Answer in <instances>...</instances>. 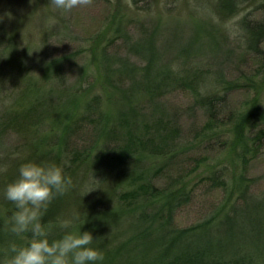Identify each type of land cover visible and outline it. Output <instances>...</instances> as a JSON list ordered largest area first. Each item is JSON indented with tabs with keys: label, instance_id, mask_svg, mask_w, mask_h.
<instances>
[{
	"label": "trees",
	"instance_id": "obj_1",
	"mask_svg": "<svg viewBox=\"0 0 264 264\" xmlns=\"http://www.w3.org/2000/svg\"><path fill=\"white\" fill-rule=\"evenodd\" d=\"M207 1L213 5L217 15L224 19L237 15L247 2ZM132 3L135 6L134 14L139 11L149 14L148 7L138 8L137 0ZM258 9L263 12L261 18L252 20L244 17L238 23L240 40L245 48V54L239 58L242 65L251 55L252 59L264 66V0ZM194 15L201 17L197 9ZM129 18L123 14L116 16L111 37L99 50L103 92L98 95V101L90 100L79 105V90L74 92V99L65 98L69 92L57 93L54 90V86L61 84L60 72L69 60L67 57H59L41 67L40 84H44V90L36 87L35 83H24L25 88L13 108L6 110L10 120L5 127L23 136L25 146L27 133L36 132L39 127L48 129L44 139L30 151L32 158L29 161L42 160L56 164H59V160L68 161L73 167L70 165L69 169L66 168L64 174L71 180L84 166L99 175L100 186L102 183L107 184L112 178H123L126 191L119 199L121 212L113 217L110 239L105 240L106 248L101 250L98 247L101 245L98 241L104 236L103 232L95 233L98 239L93 237L95 248L104 256L103 261L98 264H264V191L259 197L252 193L264 178L248 177L247 174V166L251 160L264 159V109H256L254 106L252 110H247V104L238 110L233 109L230 100L233 92L244 88L242 79L251 82L255 77L240 70L239 79L211 78L201 75L197 67L173 76L170 69H159L150 45L140 52L144 58L138 54L146 62L143 67H136L128 59L112 63L108 58V48L114 47L116 41L130 36L127 30ZM209 25L206 22L194 32L192 40L183 50V58L196 54L200 38L204 37L206 41L203 43L214 60L223 54L218 32L208 29ZM86 70H80V78L83 74L87 75ZM47 86L51 89H47ZM26 88L33 90L35 95L27 97L24 92ZM178 90L189 91L192 95V104L185 111L190 115L199 111L205 119L196 140L197 147H201L207 154L216 155L214 159H204L203 163L213 159V166L205 172L208 174L203 175V181L213 189L223 190L230 201H224L222 204H226L218 208L216 214H220V217L214 215L186 228L175 226L177 212L189 204L194 194L193 189L184 183L179 169H174L181 155L177 150L182 147L178 146L182 131L177 126L176 113H172L165 121L162 118L159 120L153 117L158 114L154 108L156 105L151 106L157 99ZM54 99L59 103H55ZM105 102L115 105V110L107 114L99 110ZM143 105L151 106L147 116L139 110ZM79 109L82 110L81 115L78 114ZM96 110H99V114L94 115L95 120L92 121ZM84 114H89L87 116L91 118L88 119L86 115L84 117ZM148 117L152 120L151 123L146 120ZM88 123L92 127L87 142L89 144L79 153L71 145L74 146L85 137L83 130ZM226 152L235 156V177L232 182L230 177L226 179L230 170L214 164ZM20 153L21 151L18 154ZM12 161L11 159L5 163V167L9 169ZM156 165H159L162 172L167 170L170 173V181L164 187L158 186L153 180ZM6 173V182L0 187L3 191L18 177L11 172L12 178L8 174L10 172ZM91 180L94 184H90L88 189L95 190L97 182L92 177ZM85 184L73 187L72 183L69 190L63 196L55 198L48 207L41 222L49 230L50 239L62 236L63 231L56 227V212L60 200L62 202L68 196L77 194L80 189L84 192L83 196L78 193L79 203L87 206L89 198L96 193H88L84 189ZM234 193L237 196L232 199ZM68 199L65 202H70ZM0 208H6L7 212L0 219L1 263L6 251H10L12 255L11 248L26 245L31 234L16 236L11 232V218L15 207L2 196ZM129 222L132 226L128 225Z\"/></svg>",
	"mask_w": 264,
	"mask_h": 264
},
{
	"label": "rangeland",
	"instance_id": "obj_2",
	"mask_svg": "<svg viewBox=\"0 0 264 264\" xmlns=\"http://www.w3.org/2000/svg\"><path fill=\"white\" fill-rule=\"evenodd\" d=\"M132 1L91 0L88 5L64 12L53 7L50 0H0V168H6L5 163L13 160L9 169L6 168L8 171H0V187L6 182L8 176L6 172H10L8 174L13 178L12 174L18 175V169L23 163L30 162L29 159L32 158L30 151L44 139V134L48 131V129L44 130V127L42 129L39 127L36 128L37 133L33 131L27 133L25 146L23 136L5 127L10 120L6 110L13 108L25 88L24 83H35L36 87H42L44 90L42 86L44 84H40L42 65L59 57H67L68 64L60 72L62 82L54 86V90H57V93L69 92L65 98H73L74 92L79 90L80 99L77 98L79 105L90 100L98 101V95L103 92V74L99 71V50L111 37L114 20L120 14L130 17L127 29L130 36L116 41L114 47L108 48V58L112 63L117 64L128 59L136 67H143L146 62L142 59L144 57L140 52L150 45L159 69H170L173 76L183 70L197 67L201 75L211 78L239 79L241 75L239 71L242 70L246 75L254 76L255 80L248 82L242 79L244 88L231 94L232 108L238 110L242 105L247 104V110H252L254 106L256 109H264V66H261L254 58L252 59L251 55L247 57L248 60L243 65L239 63L240 55L245 54V48L240 40L241 32L238 25L244 17L252 20L261 18L263 12L258 7L263 0H247L237 15L226 19L219 17L213 5L207 0H137L138 8L148 7V15L144 11L134 14L135 6ZM196 9L201 17H195ZM206 22L210 23L208 29L218 32L223 54L214 60L215 58L204 45L206 41L204 37L200 38L199 51L190 58H183L185 46L192 40L194 32L203 27ZM139 53L142 58L138 56ZM83 68L87 69V75L83 74L80 78V70ZM128 86L129 84L126 88ZM46 88L51 89L50 86ZM24 92L27 97L35 95L33 90L30 91L27 88ZM54 100L55 103H59L58 100ZM191 104V93L178 90L157 99L151 105L152 107L156 105L157 108H154L158 111V114L153 117L162 118L163 121L172 113H176V123L180 132L182 131L178 142V146L182 147L177 150L181 155L174 169H179L184 183L193 189L194 194L189 204L182 207L175 216V226L178 228L192 226L214 215L220 217V214H216L218 208L230 202L223 190L213 189L210 184L203 181V175L208 174L205 172L213 166L212 160L216 155L207 154L201 147H197L196 140L205 119L199 111L195 115L185 111V108L187 109ZM151 106L143 105L139 110L147 116L150 114ZM114 107L112 103L105 102L99 110L107 114L115 110ZM99 110L93 113L92 118L87 116L89 114L83 116L86 115L93 121L99 114ZM81 112L82 110L79 109L78 114L81 115ZM146 120L148 123L152 121L149 117ZM90 128L92 127L88 123L83 130L85 137H82V140L74 146L71 145L79 153L89 144L87 142H89ZM19 151H21L20 154H18ZM206 157L213 159L203 163ZM58 162L57 165H60L64 171L66 168L73 167L68 161V163L63 160ZM234 162L235 156L231 152L224 153V156L214 162L215 165L226 167L227 171L230 170L226 179L230 177L231 182L235 177ZM154 169V182L160 187L166 186L171 178L169 171L162 172L159 170V165H156ZM247 171L248 177L263 179L264 159L251 160ZM91 177L97 181L99 179V175L95 174L93 169L84 166L72 179L73 187H81L83 183H86L84 189L88 190L89 185L94 184ZM122 181L123 178L118 176L112 178L107 184L102 183L101 186L99 182L96 183V189L93 191L96 193L89 198L87 206L79 203L78 193L83 196L84 192L80 189L77 194L74 193L68 196L69 199L66 198L70 202H65L66 199L62 202L60 200L56 212L58 215L56 227L59 231H63L61 235L65 231H81V233L90 232L95 239H98L95 233L101 231L104 236L99 238L98 243L102 246L98 245V247L101 250L105 249V240L110 239L113 217L121 212L119 199L120 195L126 191ZM263 191L264 180L258 182L252 193L259 197ZM4 193L5 191L0 190V196L5 197ZM236 196L237 194L234 193L232 199ZM224 201L226 203L222 204ZM6 214V208H0V219ZM65 222H68L67 228L64 227ZM128 225L132 226L131 222ZM92 245L93 248L96 247ZM10 256V251H6L0 264H7Z\"/></svg>",
	"mask_w": 264,
	"mask_h": 264
},
{
	"label": "clouds",
	"instance_id": "obj_3",
	"mask_svg": "<svg viewBox=\"0 0 264 264\" xmlns=\"http://www.w3.org/2000/svg\"><path fill=\"white\" fill-rule=\"evenodd\" d=\"M90 3L91 0H50L53 7L64 12ZM0 171L7 169L0 168ZM71 185V178L55 163L30 161L19 167L18 177L6 186L4 194L15 206L11 232L16 236L30 233L31 239L26 245L11 248L7 264H98L103 261V253L91 246L94 239L90 232L65 231L60 238L50 239L49 230L41 222L53 200L63 196ZM92 191L88 189V193ZM64 227H68V222Z\"/></svg>",
	"mask_w": 264,
	"mask_h": 264
}]
</instances>
